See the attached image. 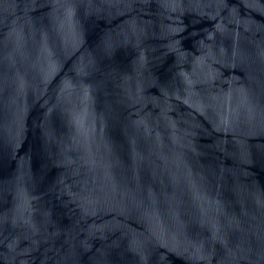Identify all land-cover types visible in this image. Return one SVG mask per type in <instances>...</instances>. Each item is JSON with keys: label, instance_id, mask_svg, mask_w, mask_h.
Returning a JSON list of instances; mask_svg holds the SVG:
<instances>
[{"label": "water", "instance_id": "obj_1", "mask_svg": "<svg viewBox=\"0 0 264 264\" xmlns=\"http://www.w3.org/2000/svg\"><path fill=\"white\" fill-rule=\"evenodd\" d=\"M0 264H264V0H0Z\"/></svg>", "mask_w": 264, "mask_h": 264}]
</instances>
